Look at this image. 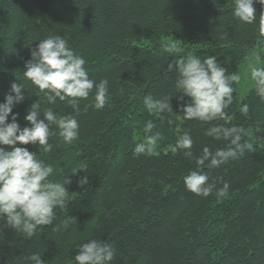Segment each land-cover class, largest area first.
I'll return each mask as SVG.
<instances>
[{
  "label": "trees",
  "instance_id": "obj_1",
  "mask_svg": "<svg viewBox=\"0 0 264 264\" xmlns=\"http://www.w3.org/2000/svg\"><path fill=\"white\" fill-rule=\"evenodd\" d=\"M234 3L0 0V102L12 82L22 83L25 101L13 109L22 127L27 126V110L39 99L42 108L75 115L80 125L79 138L71 144L64 143L53 126L51 152L40 151L39 145H17L51 164L56 180L71 181L66 185L70 199L65 209L56 210L54 224L41 226L30 239L0 219V264H25L33 253L40 254L44 264H75L79 245L90 239L113 247L111 264H264V100L254 87L241 99L239 85H234L229 126L244 128L243 140L252 148L220 167L203 169L218 188L222 182L230 185L224 199L188 191L183 177L194 162L169 146L184 131L193 138L194 156L204 147L215 150L225 142L205 135L208 124L181 121L175 113L161 120L143 104L149 94L157 99L175 94L178 73L169 71L168 64L188 53L215 56L229 73L239 75L252 55L264 66V38L258 27L264 5H254L257 22L247 25L232 14ZM50 35L65 37L85 58L91 79H108L109 99L103 108L85 110L93 103L94 90L88 100H80L78 115L67 101L48 105L42 94L37 96L39 90L23 71L32 48ZM165 44L183 52H163ZM171 102L183 115L177 98ZM244 104L249 106L247 115L240 111ZM149 120L164 139L157 145L158 155L136 156L134 147L144 140ZM85 175L89 183L81 187L77 181ZM68 215L76 219L69 228L53 231Z\"/></svg>",
  "mask_w": 264,
  "mask_h": 264
},
{
  "label": "clouds",
  "instance_id": "obj_2",
  "mask_svg": "<svg viewBox=\"0 0 264 264\" xmlns=\"http://www.w3.org/2000/svg\"><path fill=\"white\" fill-rule=\"evenodd\" d=\"M256 3L264 5V0H235L232 14L242 24L257 22ZM259 36L264 38V13L259 16ZM264 43V41H261ZM162 51L169 54L183 52L174 44H165ZM257 62L260 57L258 56ZM86 60L78 55L61 35H50L41 39L31 50V59L25 63L23 76L39 90L43 101L55 105L57 99L67 101L76 114H79L80 100H88L94 90L93 103L89 106L103 108L109 99V81L104 78L99 82L89 77L85 67ZM249 76L256 95L264 100V66L257 63L249 65ZM169 71H176L175 94L163 98L147 95L143 104L150 114L164 119V114L175 113L181 121H200L208 124L205 135L216 141L225 142V146L212 150L204 147L199 156H194L193 138L189 131L179 136L176 144L170 145L173 153L183 152L191 159L195 167L183 177L185 187L197 196L209 197L215 194L217 199L227 198L230 185L212 180L203 170L207 167H220L230 160L237 159L251 150L252 145L243 140L246 130L235 125L229 126L228 109L233 102L234 85L239 82L238 72L229 73L217 58L188 53L168 64ZM25 87L22 83L12 82L4 102H0V219L6 220V227L32 238L41 226L53 225L57 219L56 210L68 206L70 194L66 185L69 179L60 182L54 178L55 169L51 164L40 159L27 147L17 145H39V150L51 152V136L56 135L53 126L66 144L78 140L79 122L75 115H59L52 107H41V99L27 110L24 120L27 126L18 123L19 113L13 114L15 106L25 101ZM180 93L181 95L177 96ZM177 98L178 115L173 109L171 98ZM190 98L187 101L185 98ZM135 99V97H131ZM243 115L249 113V106L244 104ZM11 116V122L9 117ZM223 121L224 123H218ZM216 122V123H214ZM152 120L143 128L144 140L134 147V155H158L157 145L164 139L160 131H155ZM6 146V147H5ZM78 171H73L76 174ZM83 187L89 183L88 177L81 176L77 181ZM76 220L68 215L56 224L53 231L68 229ZM115 258L113 247L105 240L90 239L79 245L74 256L75 264H111ZM25 264H44L42 256L33 253L25 258Z\"/></svg>",
  "mask_w": 264,
  "mask_h": 264
},
{
  "label": "rangeland",
  "instance_id": "obj_3",
  "mask_svg": "<svg viewBox=\"0 0 264 264\" xmlns=\"http://www.w3.org/2000/svg\"><path fill=\"white\" fill-rule=\"evenodd\" d=\"M257 55H252L247 58L245 63L240 67V80L238 82V91L239 97L242 99L244 98L248 92L253 88V82L250 79L249 72L250 68L249 65L257 63L260 66V61L257 62Z\"/></svg>",
  "mask_w": 264,
  "mask_h": 264
}]
</instances>
